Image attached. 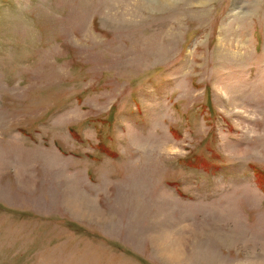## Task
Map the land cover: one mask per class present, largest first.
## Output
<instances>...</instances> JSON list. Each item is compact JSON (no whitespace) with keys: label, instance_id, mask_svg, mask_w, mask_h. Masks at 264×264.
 Listing matches in <instances>:
<instances>
[{"label":"rangeland","instance_id":"374dc122","mask_svg":"<svg viewBox=\"0 0 264 264\" xmlns=\"http://www.w3.org/2000/svg\"><path fill=\"white\" fill-rule=\"evenodd\" d=\"M0 264H264V0H0Z\"/></svg>","mask_w":264,"mask_h":264},{"label":"bare ground","instance_id":"6f19581e","mask_svg":"<svg viewBox=\"0 0 264 264\" xmlns=\"http://www.w3.org/2000/svg\"><path fill=\"white\" fill-rule=\"evenodd\" d=\"M84 195H85L84 193H81V194L79 195V197H80V199H79V204H80L79 207H80L81 205H82V206H87L88 204H86V202L89 200V198L91 199V197H88L87 195H85V196H86V197H85ZM71 199H72V198H71ZM73 201H74V200H73ZM87 203H88V202H87ZM85 204H86V205H85ZM73 206H75V205H73ZM75 207H76V206H75ZM87 207H88V208H87L88 211H90V207H91V206H90V207L87 206ZM83 208H85V207H83ZM84 211H85V210H84ZM85 212H86V211H85ZM170 235H171V237H173L172 234H170ZM175 238H176V237H175ZM159 239H160V238H159ZM159 239H158V240H159ZM179 239H180V238H179ZM172 240H173V239H172ZM174 240H175V239H174ZM174 240H173V241H174ZM160 241H161V239H160ZM177 241H178V240H177ZM156 242H157V241H156ZM166 242H167V241H166ZM166 242H165L164 244H166ZM174 242H175V241H174ZM158 243H159V242H158ZM175 243L177 244V242H175ZM176 244H175V245H176ZM178 244H179V243H178ZM172 245H173V243H172ZM175 247H177V246H175ZM175 247H172L173 250H175ZM165 252L168 254L167 251H165ZM166 253H164V254H166ZM167 254H166V255H167ZM178 254H179V253H178ZM180 254H181V253H180ZM182 254H184L183 251H182ZM166 255H165V256H166ZM175 255H176V254H175ZM168 256H170V254H169ZM166 257H167V256H166ZM172 257H173V256H172ZM174 257H175V256H174ZM170 259H171V257H170ZM174 260H175V259H174ZM178 260H179V259H178ZM180 260H181V259H180Z\"/></svg>","mask_w":264,"mask_h":264}]
</instances>
